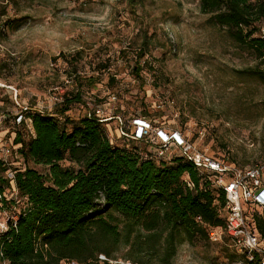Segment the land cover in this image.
Listing matches in <instances>:
<instances>
[{"label":"rangeland","instance_id":"1","mask_svg":"<svg viewBox=\"0 0 264 264\" xmlns=\"http://www.w3.org/2000/svg\"><path fill=\"white\" fill-rule=\"evenodd\" d=\"M136 1L132 10L127 0H9L7 18L17 28L0 39V157L8 162L6 177L26 164L14 144L16 134L28 138L32 130L27 118L18 123L16 116L54 111L62 93H76L71 72L95 77V86L82 87L81 100L66 112L71 119L85 115L91 97L105 101V113L146 114L192 133L204 128V138L195 139L198 146L236 166L263 159L264 83L236 72L258 60L208 21L199 0ZM140 47L146 49L137 62L144 64L142 83L132 73ZM111 94L116 98L110 100ZM110 127L115 134L114 120ZM62 165L71 163L64 159ZM4 193L1 223L27 206L14 181ZM123 222L116 214L120 229ZM112 249L113 261L134 264L129 245L120 241ZM172 264L247 263L226 236H208L180 244Z\"/></svg>","mask_w":264,"mask_h":264},{"label":"trees","instance_id":"2","mask_svg":"<svg viewBox=\"0 0 264 264\" xmlns=\"http://www.w3.org/2000/svg\"><path fill=\"white\" fill-rule=\"evenodd\" d=\"M127 2L134 10L137 1ZM8 3L0 2V39L6 30L17 28L7 18ZM199 10L258 60L236 72L264 83V37L260 34L264 0H199ZM142 45L147 47L146 39ZM145 53L140 47L132 66L140 83L144 64L137 62ZM69 75L75 80L76 93H62L54 111H21L15 118L18 123L27 118L32 128L28 138L19 133L14 138L24 168L14 169L10 179L5 176L8 162L0 157V205L7 203L4 188L11 181L27 203L0 232V264H61L62 260L122 264L109 261L112 247L120 241L129 245L128 258L134 264H172L180 244L208 239L209 229L223 227L225 191L213 184V172L198 171L181 156L171 162L144 159L132 139L110 142L103 123L87 115L91 106L84 116L71 119L66 112L81 100L82 87L95 86V77ZM89 102L103 106L105 101L90 97ZM64 159L71 165L63 166ZM29 163L43 165L47 171L40 172ZM185 175L192 187L184 181ZM116 214L124 220L121 229ZM253 218L264 237V218L257 213ZM99 254L107 259L100 260ZM242 254L247 264H258Z\"/></svg>","mask_w":264,"mask_h":264},{"label":"built area","instance_id":"3","mask_svg":"<svg viewBox=\"0 0 264 264\" xmlns=\"http://www.w3.org/2000/svg\"><path fill=\"white\" fill-rule=\"evenodd\" d=\"M260 34L264 37V27ZM109 98L113 100L116 95L111 94ZM89 105L91 110L87 115L97 117L103 123L110 142L119 137L132 139L139 144L136 151L144 159L171 162L175 157L181 156L189 160L198 171L213 172L212 182L225 191L226 200L223 208L224 225L209 229L210 239L215 241L226 236L238 252L246 253L248 260L256 259L258 264H264V237L256 230L253 218L254 213L264 218V157L257 164L239 167L198 146L195 139L204 138V128H198L192 133L188 126L178 129L156 117H125L121 114L105 113L102 105L93 102H89ZM113 120L116 122L115 134L110 127ZM3 160L6 161L5 158ZM12 178L13 173L10 176ZM183 179L187 186L192 187L188 176L185 175ZM4 229L6 223L0 222V232ZM98 258L107 259L104 254H99ZM61 264L67 263L62 260Z\"/></svg>","mask_w":264,"mask_h":264},{"label":"crops","instance_id":"4","mask_svg":"<svg viewBox=\"0 0 264 264\" xmlns=\"http://www.w3.org/2000/svg\"><path fill=\"white\" fill-rule=\"evenodd\" d=\"M262 179H263V182H264V173H263Z\"/></svg>","mask_w":264,"mask_h":264}]
</instances>
